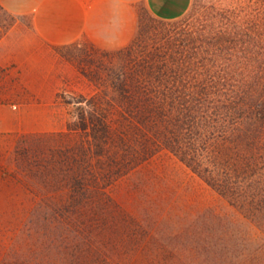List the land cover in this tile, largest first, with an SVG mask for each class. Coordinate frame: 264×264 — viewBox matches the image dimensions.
Masks as SVG:
<instances>
[{
  "label": "rangeland",
  "instance_id": "rangeland-1",
  "mask_svg": "<svg viewBox=\"0 0 264 264\" xmlns=\"http://www.w3.org/2000/svg\"><path fill=\"white\" fill-rule=\"evenodd\" d=\"M84 1L0 2V264H264V0Z\"/></svg>",
  "mask_w": 264,
  "mask_h": 264
},
{
  "label": "crops",
  "instance_id": "crops-1",
  "mask_svg": "<svg viewBox=\"0 0 264 264\" xmlns=\"http://www.w3.org/2000/svg\"><path fill=\"white\" fill-rule=\"evenodd\" d=\"M137 17L136 4L142 1L151 15L174 19L183 15L192 0H117ZM15 15H29L37 34L47 43L74 41L88 31L91 5L84 0H0Z\"/></svg>",
  "mask_w": 264,
  "mask_h": 264
},
{
  "label": "trees",
  "instance_id": "trees-1",
  "mask_svg": "<svg viewBox=\"0 0 264 264\" xmlns=\"http://www.w3.org/2000/svg\"><path fill=\"white\" fill-rule=\"evenodd\" d=\"M93 122H94V120H93Z\"/></svg>",
  "mask_w": 264,
  "mask_h": 264
}]
</instances>
